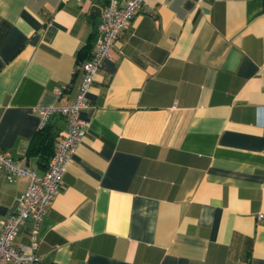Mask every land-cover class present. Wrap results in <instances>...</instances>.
Masks as SVG:
<instances>
[{
    "label": "crops",
    "instance_id": "1",
    "mask_svg": "<svg viewBox=\"0 0 264 264\" xmlns=\"http://www.w3.org/2000/svg\"><path fill=\"white\" fill-rule=\"evenodd\" d=\"M106 1L0 0V148L37 174L38 109L75 99ZM80 116L15 245L34 233L40 264H264V0H142ZM48 125L54 151L67 119ZM26 186L0 170V229Z\"/></svg>",
    "mask_w": 264,
    "mask_h": 264
},
{
    "label": "built area",
    "instance_id": "2",
    "mask_svg": "<svg viewBox=\"0 0 264 264\" xmlns=\"http://www.w3.org/2000/svg\"><path fill=\"white\" fill-rule=\"evenodd\" d=\"M142 0H125L118 5L117 0H107L102 8L98 31L100 40L94 51L82 64V76L75 99L60 107H40V126L52 112L64 115L67 126L60 135L55 150L50 156L46 170L37 174L24 165L23 160L16 159L9 150L0 148V170L9 180L15 176L27 177V186L16 200V207L7 214L0 229V264H40L36 252L37 240L32 234L29 245H15V237L27 218H32L36 228L47 207L58 193L66 164L76 145L83 138L87 121L80 116L81 109L87 107V94L90 91L95 75L108 56L109 49L115 43L120 32L129 25L137 13ZM262 217V214L258 215Z\"/></svg>",
    "mask_w": 264,
    "mask_h": 264
},
{
    "label": "trees",
    "instance_id": "3",
    "mask_svg": "<svg viewBox=\"0 0 264 264\" xmlns=\"http://www.w3.org/2000/svg\"><path fill=\"white\" fill-rule=\"evenodd\" d=\"M53 134L48 125V118L46 122L40 126L28 145V151L39 156V161L48 163L50 156L52 155V144ZM50 147V148H49Z\"/></svg>",
    "mask_w": 264,
    "mask_h": 264
}]
</instances>
